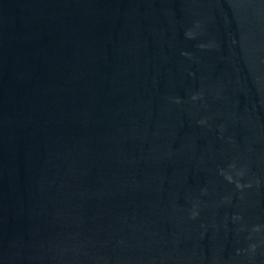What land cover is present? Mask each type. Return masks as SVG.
<instances>
[{"label":"water","instance_id":"obj_1","mask_svg":"<svg viewBox=\"0 0 264 264\" xmlns=\"http://www.w3.org/2000/svg\"><path fill=\"white\" fill-rule=\"evenodd\" d=\"M0 264H264V0H0Z\"/></svg>","mask_w":264,"mask_h":264}]
</instances>
